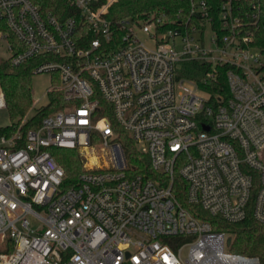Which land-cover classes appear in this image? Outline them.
<instances>
[{"label":"built area","instance_id":"obj_1","mask_svg":"<svg viewBox=\"0 0 264 264\" xmlns=\"http://www.w3.org/2000/svg\"><path fill=\"white\" fill-rule=\"evenodd\" d=\"M116 1L70 0L61 20L34 0H0V59L58 79L66 101L37 127L0 135V264H260L231 252L229 234L173 186L179 176L186 204L211 217L250 212L264 225V57L252 45L261 2L239 15L238 0H219L213 19L209 0H190L168 26L155 14L114 22ZM192 60L210 66L198 80L179 72ZM218 65L223 97L206 89ZM113 123L154 177L129 171ZM93 139L104 164L63 187L51 150H88Z\"/></svg>","mask_w":264,"mask_h":264},{"label":"trees","instance_id":"obj_2","mask_svg":"<svg viewBox=\"0 0 264 264\" xmlns=\"http://www.w3.org/2000/svg\"><path fill=\"white\" fill-rule=\"evenodd\" d=\"M34 1L40 5L43 11L51 12L61 20L73 11L70 0ZM209 1L212 5L213 19H215L219 0ZM252 1L238 0L236 3L239 7L237 14L243 15L245 11H249ZM259 1L261 2L262 14L256 27H252V45L264 57V0ZM189 2L190 0H117L110 6L108 16L115 22L123 19L145 20L150 14H155L165 19L168 26H173L177 23L178 17L186 16ZM31 68V62L12 66L8 60L0 59V84L5 95L6 109L11 119L10 125L0 128V135L18 128L23 117L31 109V77L33 76ZM209 69L210 66L206 62L192 60L183 62L179 72L182 76L198 80ZM224 69L223 66L218 65L215 78L206 85L207 91L212 95L221 97L228 95ZM54 79L56 80L55 83H58V79ZM47 95V104L36 108L35 113L21 124L23 131L37 127L43 117L61 109L66 104L61 92L57 89H51ZM113 126L118 132V138L122 144L129 171L134 174H146L149 177H154L155 173L150 167L149 157L138 150L125 130L119 128L115 123H113ZM51 152L56 162L65 171L63 187L76 185L78 176L82 172V163L77 151L75 149L53 148ZM173 190L182 205L190 210L201 211L202 215L200 216L210 222L215 231H223L229 234L232 238L229 246L231 252L255 256L259 259L260 264H264V225L256 222L250 212L242 221L228 223L209 216L196 206L192 208L186 204L185 182L179 176L175 178ZM7 247L11 248L10 243L7 244Z\"/></svg>","mask_w":264,"mask_h":264},{"label":"rangeland","instance_id":"obj_3","mask_svg":"<svg viewBox=\"0 0 264 264\" xmlns=\"http://www.w3.org/2000/svg\"><path fill=\"white\" fill-rule=\"evenodd\" d=\"M55 79L49 74H35L31 77V109L23 117L22 121H26L31 115L35 113L36 108L46 105L48 102L47 90L52 86V89L58 90V83H55ZM206 96L205 94H202ZM34 102V105H33ZM20 122L21 125L24 122ZM11 124V119L6 108L0 109V128L6 127ZM82 163V170L85 167H95L96 165H103L106 159V153L102 151L98 140L92 141V145L88 150L75 149ZM0 246L1 243H0ZM4 246V245H3ZM1 248V247H0Z\"/></svg>","mask_w":264,"mask_h":264},{"label":"water","instance_id":"obj_4","mask_svg":"<svg viewBox=\"0 0 264 264\" xmlns=\"http://www.w3.org/2000/svg\"><path fill=\"white\" fill-rule=\"evenodd\" d=\"M230 241H231V238H230V237H228V239H227V244H229V243H230Z\"/></svg>","mask_w":264,"mask_h":264}]
</instances>
